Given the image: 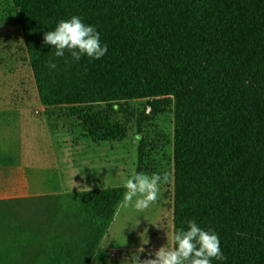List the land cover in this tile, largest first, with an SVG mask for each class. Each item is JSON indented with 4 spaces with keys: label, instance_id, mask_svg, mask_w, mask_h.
I'll return each instance as SVG.
<instances>
[{
    "label": "trees",
    "instance_id": "trees-1",
    "mask_svg": "<svg viewBox=\"0 0 264 264\" xmlns=\"http://www.w3.org/2000/svg\"><path fill=\"white\" fill-rule=\"evenodd\" d=\"M172 6L174 18L84 22L107 45L99 60L57 58L43 42L57 24L27 27L40 100L175 105V232L194 219L218 235L226 259L212 264H264V0ZM121 189L0 200V264L31 247L38 264H90Z\"/></svg>",
    "mask_w": 264,
    "mask_h": 264
},
{
    "label": "rangeland",
    "instance_id": "rangeland-1",
    "mask_svg": "<svg viewBox=\"0 0 264 264\" xmlns=\"http://www.w3.org/2000/svg\"><path fill=\"white\" fill-rule=\"evenodd\" d=\"M174 14L172 0H0V122L8 126L0 135V148L10 153L24 151L25 159H34L41 182L34 189L65 192L122 187L125 192V181L135 173H168L171 177L169 183L160 185L157 201L145 212L123 204L109 236L100 244L95 264H130L127 258L142 246L140 233L145 229L149 243L143 245L141 261L167 244V234L169 245L174 244L176 107L158 103L154 110L155 103L149 101L121 109L107 105L46 107L38 94L24 30L58 24L72 16L90 22L174 18ZM45 119L53 126L51 139H32L47 133ZM55 153L59 167L53 168L50 162ZM59 169L66 175L65 185L57 177ZM38 262L32 247L19 248L17 254L1 261Z\"/></svg>",
    "mask_w": 264,
    "mask_h": 264
},
{
    "label": "clouds",
    "instance_id": "clouds-1",
    "mask_svg": "<svg viewBox=\"0 0 264 264\" xmlns=\"http://www.w3.org/2000/svg\"><path fill=\"white\" fill-rule=\"evenodd\" d=\"M100 41V34L96 29L85 24L78 16L61 20L55 29L47 31L43 37L44 44L54 49L55 57L62 58L67 53L73 62H79L83 57L90 60L101 59L108 48ZM47 67L54 70L57 64L50 60ZM170 179L168 173H135L124 183V203L138 213L145 212L157 201L160 185L169 183ZM140 239L142 246L127 258L130 264H212L213 260L226 259L221 251L218 235L214 231L202 229L194 219L187 221L186 229L181 228L173 234L172 246L169 245L167 234V244L148 253L149 258L143 261L140 255L145 251L143 245L149 243L147 229L140 233Z\"/></svg>",
    "mask_w": 264,
    "mask_h": 264
},
{
    "label": "crops",
    "instance_id": "crops-1",
    "mask_svg": "<svg viewBox=\"0 0 264 264\" xmlns=\"http://www.w3.org/2000/svg\"><path fill=\"white\" fill-rule=\"evenodd\" d=\"M1 120L2 119H0V121ZM45 120L46 121L43 124L47 130V133L43 137H39L38 135H33L32 139L35 137L40 141L51 139V130L53 126L51 125L49 119H45ZM7 129L8 126L0 122V132H1L0 135L3 132H6ZM51 144L53 145V149L56 151L57 147L55 143L51 142ZM24 156H25L24 151H16L10 153L8 150L0 148V200H6L10 198H26V197L39 196L44 194H66V193L78 192V191L39 192L37 189L41 187V182L39 180L38 174L36 173V169L33 166L34 159L28 161L27 159H25ZM57 161H58V154L55 153L53 161L50 162L53 168L59 167ZM57 177L60 180H62L63 185H65L66 175L62 169L61 170L59 169ZM11 183L13 184L11 185ZM28 187L31 189H28ZM36 187L39 188L34 189ZM100 189H104V188H100ZM95 190H99V189H95ZM80 191H88V190H80ZM123 204L121 205V207L123 206ZM121 207L119 208V211ZM108 236L109 234L107 235V237ZM99 250L100 247L95 253L94 258L90 264H95L96 260L98 261Z\"/></svg>",
    "mask_w": 264,
    "mask_h": 264
}]
</instances>
